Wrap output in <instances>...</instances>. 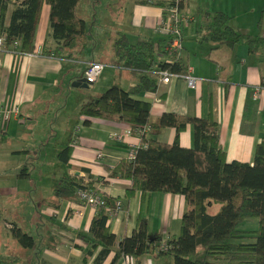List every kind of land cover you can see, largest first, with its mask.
<instances>
[{
  "label": "crops",
  "instance_id": "1",
  "mask_svg": "<svg viewBox=\"0 0 264 264\" xmlns=\"http://www.w3.org/2000/svg\"><path fill=\"white\" fill-rule=\"evenodd\" d=\"M148 1L80 0L77 14L93 22L89 25V32H98L100 37L96 38L99 42L104 38L105 31L115 35L122 31L132 43L140 37H152L160 38V45H163L165 39L155 31V26L165 8L154 0ZM11 8H8L6 20ZM97 9H101L99 16ZM215 11L229 14L231 23L242 32L264 35V0H185L182 12L188 21L182 27L180 58L188 65L189 74L197 78L195 84L188 85L185 75L177 74L169 82L159 84L154 92H144L139 96L151 101L150 121H155L164 111L197 117L211 115L218 123L219 143L225 151L226 160L252 163L256 145L264 140V52L250 50L244 43L227 46L209 40L198 41L199 30ZM48 15L49 6L44 3L35 30L34 45L52 50L56 40L50 33ZM260 16L262 24L258 28ZM92 34L80 38L75 47L80 43L82 49H72V54L65 58L0 51V112L17 108L16 115L0 125V169H14L12 175L21 181L28 177L27 169L33 163L29 162L28 155L34 156L33 167H37L41 176H45L44 170L51 169L48 185L52 186V196L35 213L47 221L52 239L43 250L36 252L31 248L35 264H94L98 249L84 262L87 245L76 233L89 229L97 207L85 204L77 197L57 199L53 187L63 175H77L103 197H119L121 210L107 219V225L116 235V245L132 231L138 216L146 217L151 236L165 238L177 235L182 213L187 207L184 195L171 192L136 190L126 198L130 179L109 175L107 167L125 158L130 147L139 145L141 141L130 123L78 112L81 103L89 98L80 90L82 86H72L71 81L83 76L89 62L102 61L84 54L85 48L95 41ZM109 47L113 52V42ZM100 54L107 53L100 51ZM114 58L102 61L105 63L103 76L88 86L95 97L112 83L128 87L135 81L132 73L117 65V58ZM155 96L157 100H153ZM69 107H76V114H71ZM85 119L89 121L85 122ZM174 135L175 129L166 126L160 130L158 138L172 142ZM179 143L192 146L191 123L180 131ZM65 144L72 147L67 162L58 157ZM41 147L51 149L50 159L41 153ZM98 153L101 155L98 156ZM4 199L0 196V204L9 203ZM17 215V210L11 211L8 217L0 211V226L6 230L2 232L0 229V240L14 238L12 228L5 226V222L24 231ZM25 218L36 220L35 215L29 212H26ZM27 232L32 235L34 230ZM113 255L114 251H111L101 264H110ZM166 255L168 257L147 253L138 264H173L172 255ZM11 257H17L15 252L0 249V264H14Z\"/></svg>",
  "mask_w": 264,
  "mask_h": 264
},
{
  "label": "trees",
  "instance_id": "2",
  "mask_svg": "<svg viewBox=\"0 0 264 264\" xmlns=\"http://www.w3.org/2000/svg\"><path fill=\"white\" fill-rule=\"evenodd\" d=\"M44 3L49 6L48 23L56 46L52 50L41 47L42 54L65 58L72 54L79 38L92 34L89 25L93 22L77 14L80 0H0V38L4 50L19 54L34 51L35 30ZM154 3L164 8L169 4L160 0ZM180 7H184L183 0ZM261 24L260 16L257 27ZM197 39L227 46L244 43L250 50L264 52V35L238 30L231 23V16L223 11L207 17ZM160 43V38L152 37H140L132 43L126 33L118 31L113 40L117 65L127 68L135 81L128 87L112 83L98 96L81 103L78 112L127 122L132 129L137 124L149 126L148 132L140 135L141 143L146 145L137 148L135 157L122 158L107 168L111 176L130 179L126 198L136 190L184 195L187 207L181 216L179 233L165 238L151 236L146 217L138 216L132 231L116 245V235L107 225L106 207H113L119 197L104 196L105 204L97 207L89 229L76 233L87 245L83 261L98 249L94 264H101L111 251L114 255L110 264L123 255H132L138 264L143 255L151 253L152 245L166 239L170 246L156 255H172L173 264H264V140L256 145L252 163L228 161L219 143L218 123L211 115L197 117L164 111L150 121L151 101L139 95L156 90L159 69L179 74L188 71V65L180 57L173 63L157 61ZM188 123L193 126V144L189 147L179 143V133ZM166 126L175 129L172 142L158 138ZM71 150V145L65 144L58 157L67 162ZM82 186L83 181L77 175H63L53 187V194L57 199L77 197ZM253 216L258 217L257 228H239L245 218ZM11 233L23 246L34 245V237L20 227H12Z\"/></svg>",
  "mask_w": 264,
  "mask_h": 264
},
{
  "label": "rangeland",
  "instance_id": "3",
  "mask_svg": "<svg viewBox=\"0 0 264 264\" xmlns=\"http://www.w3.org/2000/svg\"><path fill=\"white\" fill-rule=\"evenodd\" d=\"M148 2H151V1H148ZM97 11H98L97 13L99 16V13L101 14V9L99 10L97 9ZM98 16L96 18H98ZM93 31L94 30H92V32ZM93 34L92 36L95 38V41L92 40L93 41L92 46L90 45V47L85 48L84 54H89V56H93L94 58H97L102 61H108V60L115 59L114 58L115 56L112 50H110V47L108 48V46L110 45L112 46V42H113V39H112L113 37H111V35L113 34L112 36H115V34L110 31H105L103 33L104 38L100 42L96 38L98 36V32H93ZM98 37H100V35ZM80 40L81 39L79 38L78 41ZM78 47L81 48L80 43H78ZM78 47H75L73 49L76 51ZM37 48L38 47H35L34 51L28 54H42L41 52L37 51ZM100 51L106 52L107 54L101 55ZM100 76L101 74L99 75V77ZM119 82L121 83V81ZM92 84H89L88 86H91ZM80 90L88 94L87 97L89 99L95 97V95L92 94L93 92L92 88L83 87V88H80ZM69 110L71 114H76L77 108L69 107ZM69 116L71 117V115ZM69 122H71V119L69 120ZM40 150H41V153L44 154V156H47L48 159H50V156H51L50 148L45 149L41 147ZM28 160H30L29 162H33V163H30V167L27 169L29 172L28 177L22 178L21 181L17 180V178L12 175L13 173L12 171L14 169H11V170L8 169L6 171H3L2 169H0V196L4 197L5 199H7V201H9L8 204H5V203L0 204V211L2 212V214L8 217L11 214V211L16 212L17 210V214H18L17 220L19 221V224L24 228V231L31 232V230H34V232H31L34 237L33 247L23 246L21 242L17 241L15 238H12V237L2 238L0 240V249L2 250L8 249L11 252L12 251L15 252V254L17 255V257H11V260L14 259V264H35L34 263L35 257L33 254H31V251H30L31 248H33L34 251L36 252L43 250L46 244L48 242H51V239H52V236L50 235L48 231L47 221L44 218H42L43 216L41 215L40 217H37L35 213L39 211L40 209L39 206L41 207L45 202H48L50 196H52V186L49 187L48 185L49 183L48 181L50 178L49 172L51 171V169L48 168L47 170H44L43 174L45 176H41L40 175L41 173L37 169V167H33V164L35 162L33 161L34 156L28 155ZM213 209L214 208H212L211 210ZM26 212L33 213L36 217V220L30 221V218L24 219V215H26ZM27 215H31V214H27ZM22 222H25L24 225H22ZM257 226H258V217L253 216V217L245 218L240 223L239 228L254 229V228H257ZM0 229L2 232L6 231L1 226H0ZM7 232L9 233V231ZM19 253H21V255ZM163 256L168 257V255H163Z\"/></svg>",
  "mask_w": 264,
  "mask_h": 264
},
{
  "label": "built area",
  "instance_id": "4",
  "mask_svg": "<svg viewBox=\"0 0 264 264\" xmlns=\"http://www.w3.org/2000/svg\"><path fill=\"white\" fill-rule=\"evenodd\" d=\"M151 1V0H149ZM182 0H168V6L163 11L160 16L155 30L159 34H161L165 41L164 44L161 45V52H156V59L160 62L173 63L177 57H180L181 51L183 49L182 43V27L188 21V17L182 12V8L180 7V2ZM185 0H183L184 2ZM3 49L2 40L0 38V51ZM37 51L40 52V47L37 48ZM105 66V63L102 61H91L88 63L87 67L84 70L83 76L86 78L89 84L94 83L98 80L99 75L102 73V70ZM189 68L185 75L186 81L188 85L193 86L196 81V77L189 74ZM159 78L157 82V86L161 83H167L170 79L179 74L175 72H170L166 68L159 69ZM158 98L155 96L153 100H157ZM17 108L13 107L7 111L0 112V125L2 121H7L11 118V116L16 115ZM134 130L137 134L145 135L149 126L147 124H137L134 127ZM146 145L145 142L140 143L139 145L131 146L127 151L125 158L128 160H132L135 157L136 150L140 145ZM98 156L101 154L98 153ZM84 186L79 187L77 190V198L83 201L85 204H89L94 207H99L105 204V199L98 191L89 185L83 184ZM121 210V200L115 199L113 202V207H106V212L108 213V217H111L117 214ZM7 227H12V225L8 222L4 223ZM170 245L168 244L166 239L161 240L157 245L151 246L150 251L153 254H157L161 251H165L168 249ZM117 264H136L135 259L132 255H123L119 258Z\"/></svg>",
  "mask_w": 264,
  "mask_h": 264
},
{
  "label": "water",
  "instance_id": "5",
  "mask_svg": "<svg viewBox=\"0 0 264 264\" xmlns=\"http://www.w3.org/2000/svg\"><path fill=\"white\" fill-rule=\"evenodd\" d=\"M72 86H82V87H88L89 82H87L86 78L84 76H80L76 78L75 80L71 81Z\"/></svg>",
  "mask_w": 264,
  "mask_h": 264
},
{
  "label": "flooded vegetation",
  "instance_id": "6",
  "mask_svg": "<svg viewBox=\"0 0 264 264\" xmlns=\"http://www.w3.org/2000/svg\"><path fill=\"white\" fill-rule=\"evenodd\" d=\"M164 10H165V9H164ZM83 184H84V183H83ZM86 185H87V184H86ZM12 227H13V226H12ZM12 227H11V228H12Z\"/></svg>",
  "mask_w": 264,
  "mask_h": 264
},
{
  "label": "bare ground",
  "instance_id": "7",
  "mask_svg": "<svg viewBox=\"0 0 264 264\" xmlns=\"http://www.w3.org/2000/svg\"><path fill=\"white\" fill-rule=\"evenodd\" d=\"M156 31V30H155Z\"/></svg>",
  "mask_w": 264,
  "mask_h": 264
}]
</instances>
